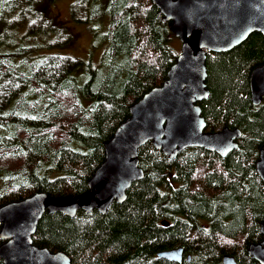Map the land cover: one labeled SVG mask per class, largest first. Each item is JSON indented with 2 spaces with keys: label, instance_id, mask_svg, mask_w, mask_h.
I'll return each instance as SVG.
<instances>
[{
  "label": "trees",
  "instance_id": "16d2710c",
  "mask_svg": "<svg viewBox=\"0 0 264 264\" xmlns=\"http://www.w3.org/2000/svg\"><path fill=\"white\" fill-rule=\"evenodd\" d=\"M44 1L54 0H0V207L36 193L86 192L104 162V144L130 107L164 83L179 55L151 0H70L72 21L104 43L100 63L51 54L50 37L65 48L72 37L41 12ZM102 20L106 29L99 31ZM263 65L259 33L207 55L201 116L207 132L239 130L237 150L221 158L190 148L170 160L146 143L137 157L143 178L123 203L74 218L45 213L33 245L64 253L70 264H177L157 257L176 248L183 249L181 264H223L226 256L258 264L248 248L263 240L256 162L264 98L252 104L250 75Z\"/></svg>",
  "mask_w": 264,
  "mask_h": 264
},
{
  "label": "water",
  "instance_id": "95a60500",
  "mask_svg": "<svg viewBox=\"0 0 264 264\" xmlns=\"http://www.w3.org/2000/svg\"><path fill=\"white\" fill-rule=\"evenodd\" d=\"M180 43L179 55L164 83L146 93L129 109L130 117L104 144V162L80 195L51 197L36 193L0 207V261L2 264H70L62 252L33 245L32 236L45 213L74 218L79 211L105 214L111 203L121 204L133 182L143 178L138 150L146 143L170 160L185 149L198 148L221 158L238 149L239 130L211 133L201 116L199 103L207 100V55L231 51L253 33L264 37V0H151ZM251 102L264 98V65L250 75ZM256 172L264 185V147ZM163 225L166 227L168 223ZM263 240L251 244L248 255L264 264ZM159 259L181 264L183 249L157 254ZM190 261V257H186ZM223 264H236L232 257Z\"/></svg>",
  "mask_w": 264,
  "mask_h": 264
},
{
  "label": "rangeland",
  "instance_id": "374dc122",
  "mask_svg": "<svg viewBox=\"0 0 264 264\" xmlns=\"http://www.w3.org/2000/svg\"><path fill=\"white\" fill-rule=\"evenodd\" d=\"M69 6L70 0H54L52 2L44 1L39 7L45 16L52 18L57 26L66 29L72 37L71 42L66 48L56 45L60 41L56 40L54 37H50L48 43L53 45L49 49L51 51L50 53L69 55L82 64L90 63L92 66L97 67L105 48L104 43L95 40L93 31L91 33L82 24H77L72 21L69 13ZM106 24V20H102L97 29H99V31H104L106 29ZM174 47L179 52L180 43L177 39H175Z\"/></svg>",
  "mask_w": 264,
  "mask_h": 264
}]
</instances>
